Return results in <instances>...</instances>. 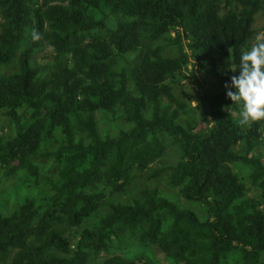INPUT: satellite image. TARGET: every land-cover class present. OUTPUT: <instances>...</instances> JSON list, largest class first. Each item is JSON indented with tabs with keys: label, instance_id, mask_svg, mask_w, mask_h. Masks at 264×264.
<instances>
[{
	"label": "trees",
	"instance_id": "1",
	"mask_svg": "<svg viewBox=\"0 0 264 264\" xmlns=\"http://www.w3.org/2000/svg\"><path fill=\"white\" fill-rule=\"evenodd\" d=\"M67 1L69 6L50 4L42 13L39 9L46 0H0L4 19L0 66L18 47L25 26L30 24L31 31L36 29L42 35L47 12L50 25L57 30L44 34L47 44L56 52L71 48L83 76L62 68L60 72H50L48 78H35L29 55L38 41L33 42L30 34L26 44L19 48L17 71L0 72V103L9 106L6 113L15 124L13 135H0V165L5 173L18 169L36 173L27 155L37 146L45 117L60 127L64 139L52 152L58 163L59 179L52 183L55 191L47 203L38 207L23 204L13 216L0 215V264H4L11 250L15 251L8 264H82L88 252L101 249L107 239L121 234L125 228L141 227H145L144 234L152 242L156 240L159 247L171 252L178 264H219V257L235 244L239 245L241 264H264L259 259L260 251H264V167L249 152L258 122L250 126L238 124L242 103H233L224 86L226 82L231 84V76L239 75L241 53L252 32L253 14L264 7V0H236L241 6L237 12L230 8L229 0ZM100 4L107 7L106 14H119L110 33V42L117 51L133 47L141 28L151 29L150 37L172 31L177 40L190 39V46L196 50L197 68L217 82L210 93L198 97L209 121L202 130L191 132L176 121L177 109L183 103L166 82L187 61L182 47L176 56H161L156 48L147 49L140 56L131 67L138 91L135 95L125 86L123 70H110L111 57L106 53L111 51L105 43L94 36L90 43L95 50L85 51L76 45L78 33L92 27L82 22L84 12ZM104 15L90 24L100 26ZM78 89L82 93L78 106L84 116L75 127L85 133L86 142L75 138L68 116L76 106L73 99ZM162 96L174 103V108L168 111V105L161 103ZM115 103L121 106L123 118L130 125L115 135L101 137L94 111L110 110ZM18 104L32 111L21 122L13 109ZM145 107L149 108V116L142 113ZM160 132H165L180 152L169 184L179 186L182 197L204 202L207 218H197L192 211L178 208L151 189L141 192L142 200L110 204L97 224L82 227L72 241L50 227L55 221L78 224L101 196L99 192H87L96 184L121 189L132 165L145 166L160 155ZM239 140L245 146L243 153L232 149ZM236 160L247 164L252 178L258 180L260 209L251 202H235L242 193V184L227 163ZM164 218H169V222L159 232ZM110 259L113 264H125L118 257Z\"/></svg>",
	"mask_w": 264,
	"mask_h": 264
},
{
	"label": "rangeland",
	"instance_id": "2",
	"mask_svg": "<svg viewBox=\"0 0 264 264\" xmlns=\"http://www.w3.org/2000/svg\"><path fill=\"white\" fill-rule=\"evenodd\" d=\"M41 1L37 0L38 3ZM229 1L230 8L237 12L241 7L240 4L236 0ZM50 4L69 6L67 0H46L39 10L43 13L44 9H47ZM101 12H105L103 13L105 14L103 23L96 27L90 24L92 21L101 18V15H103ZM106 12L107 7L103 4L84 12L85 17L81 18L83 19L82 22L92 27L88 31L78 33L79 41L76 45L84 47L85 51H93L95 46L90 43V38L94 36L97 37V41L105 43L112 53H106L108 58L111 57L108 62L110 70L114 72L123 70L126 77L125 86L135 95L138 94V91L133 83L131 67L140 56L147 49L152 48H156L161 56H176L178 50L182 47L187 54V61L166 82L172 94L183 103V106L177 109L176 121L191 132L202 130L209 121L207 114L198 104V97L210 93L217 86V82L211 75L197 68L194 60L196 50L190 46V39L181 36L182 38L177 40L174 38V32L172 31L150 37L151 29L141 28L136 35L137 42L133 47L124 51H117L116 48H113L112 42H110V33L116 27L115 21L119 18V14H106ZM1 14L0 11V35L2 33L1 25L4 23ZM45 16L42 24V39L37 42L29 55V62L35 71V78H48L50 72H60L62 68H66L68 71L74 72L75 76L82 78L83 76L76 66V58L72 54L71 48L56 52L52 46L47 44L44 34L51 35L56 33L57 30L50 25L51 19L48 18L47 12ZM251 29L252 32L246 39L243 50L250 48L255 42L257 35H264V7L253 14ZM30 32L31 26L29 24L25 26L22 38L19 40L18 47L15 48L16 50L12 56L4 65L0 66L1 73L11 74L17 71V54L19 48L26 44ZM96 52L99 53L97 50ZM81 100L82 93L78 89L73 99L76 106L69 111L68 116L74 128L75 138H81L86 142L85 133L75 127L84 116L82 109L78 106ZM161 103L168 105V111L174 108V103L168 102L163 96L161 97ZM7 109H9V106L0 103V135L2 136H11L15 130L14 121L6 113ZM13 109L16 114H19L18 122L27 119L32 113L23 104H18ZM142 113L144 116H149V108H143ZM94 122L101 137L115 135L120 129H126L130 125L123 118L121 106L117 103L110 110L95 109ZM255 130L249 152L258 157L264 167V121H259ZM159 134L162 146L160 155L149 161L145 166L132 165L127 172L126 181L121 189H111L103 183L96 184L92 188L87 189V192H99L101 196L94 208L78 224L68 225L64 221H55L50 227L72 241L74 233L82 227H92L97 224L98 220L108 212L110 204L130 203L133 199L142 200L141 192L151 189L155 190L157 196L173 202L178 208L192 211L197 218H207L206 204L204 202L182 197L179 192V186L169 184V175L179 159L180 152L177 144L165 132H160ZM63 142L64 139L60 127L49 123L47 117H45L41 121L37 146L33 152L27 155V160L35 166L36 173L31 174L25 169H18L11 174H6L4 166L0 165L1 216L10 217L15 215L23 204L38 207L42 206L44 202L47 203L49 197L55 191L52 183L59 179L58 163L54 159L52 152ZM232 149L237 153H243L245 146L242 140L232 145ZM227 164L242 184V193L235 199V202H251L255 208L260 209L261 189L258 180L252 178L250 167L238 160L229 161ZM168 222L169 218L161 219L159 232L165 230ZM144 230L145 227L125 228L121 234L107 239L101 249L89 251L82 264H113L110 259L112 257L120 258L125 264H178L171 252L159 247L156 240L152 242L144 234ZM14 251L11 250L7 254L4 264L10 262ZM58 254L61 255L60 252ZM259 259L262 262L264 261V251H260ZM219 264H241L239 245L235 244L224 255L220 256Z\"/></svg>",
	"mask_w": 264,
	"mask_h": 264
},
{
	"label": "clouds",
	"instance_id": "3",
	"mask_svg": "<svg viewBox=\"0 0 264 264\" xmlns=\"http://www.w3.org/2000/svg\"><path fill=\"white\" fill-rule=\"evenodd\" d=\"M30 38L37 42L42 35L32 29ZM230 79L231 84L226 82L224 85L228 89L226 95L233 103H242L238 124L250 126L264 121V35H257L250 48L242 51L239 75H233Z\"/></svg>",
	"mask_w": 264,
	"mask_h": 264
}]
</instances>
